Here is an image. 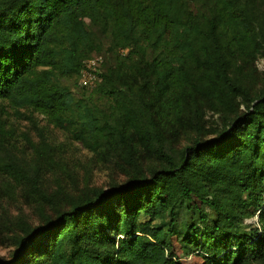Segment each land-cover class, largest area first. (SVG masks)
<instances>
[{"label": "trees", "instance_id": "16d2710c", "mask_svg": "<svg viewBox=\"0 0 264 264\" xmlns=\"http://www.w3.org/2000/svg\"><path fill=\"white\" fill-rule=\"evenodd\" d=\"M262 23L250 0H0V102L89 150L134 158L146 145L162 163L71 199L0 264H264V92L234 70L238 58L264 55ZM94 27L136 56L92 86L112 101L104 111L62 85L100 53ZM205 105L221 121L209 138ZM191 122V141L172 149L166 135ZM166 213L164 226L151 225Z\"/></svg>", "mask_w": 264, "mask_h": 264}, {"label": "rangeland", "instance_id": "374dc122", "mask_svg": "<svg viewBox=\"0 0 264 264\" xmlns=\"http://www.w3.org/2000/svg\"><path fill=\"white\" fill-rule=\"evenodd\" d=\"M264 21V0H250ZM194 10L203 9L200 2H191ZM264 29V23H262ZM99 41V52L103 56V67L127 69L135 62L136 56L128 49L110 47L107 33L93 28ZM237 59V58H236ZM235 59V61H236ZM85 60V59H84ZM83 60V61H84ZM82 61V62H83ZM82 65V64H81ZM242 82L255 94L264 92V55L250 59H237ZM79 75L65 79L74 96L87 95L94 108L108 110L112 101L108 96H101L91 88H80L77 84ZM100 77V76H99ZM100 79V78H99ZM132 87L139 84V79L127 78ZM89 94V95H88ZM150 96V92L146 91ZM204 125L202 137H213L220 127L218 113L204 106ZM171 148H179L191 141L194 136L192 122L177 127L172 134H167ZM128 158L119 148L101 146L96 151L89 150L82 143L62 130L51 125L42 115L26 108H10L6 101L0 102V161L11 164L13 169L0 168V262L9 261L15 241L23 231L42 224L49 215L65 209L68 202L79 196H87L92 191L105 190L115 185L124 184L127 178L138 170L147 174L152 168L161 166L153 149L146 145L138 146ZM210 214L209 207H205ZM258 211L255 212L257 218ZM169 214L151 222L154 227L164 226L169 221ZM143 219L142 216L139 217ZM180 221L188 218L181 212ZM249 223V221H246Z\"/></svg>", "mask_w": 264, "mask_h": 264}, {"label": "built area", "instance_id": "2783aa9c", "mask_svg": "<svg viewBox=\"0 0 264 264\" xmlns=\"http://www.w3.org/2000/svg\"><path fill=\"white\" fill-rule=\"evenodd\" d=\"M103 64V56L94 53L86 58L79 69L77 84L80 88H91L99 81L100 69ZM264 198V192H263Z\"/></svg>", "mask_w": 264, "mask_h": 264}]
</instances>
